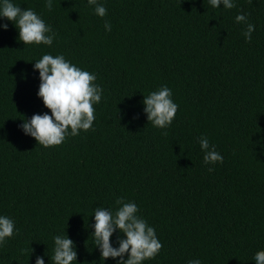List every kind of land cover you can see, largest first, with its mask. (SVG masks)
I'll list each match as a JSON object with an SVG mask.
<instances>
[{"label": "trees", "instance_id": "16d2710c", "mask_svg": "<svg viewBox=\"0 0 264 264\" xmlns=\"http://www.w3.org/2000/svg\"><path fill=\"white\" fill-rule=\"evenodd\" d=\"M11 2L56 35L51 46L25 45L0 17L8 24L0 27V216L15 222L0 264H36L37 256L52 264L56 235L75 242L73 264H118L101 259L91 226L97 207L114 213L121 197L163 245L142 264H256L264 250V0H233V9L209 0H97L103 18L88 0H52L51 11L47 0ZM241 12L255 25L251 42L247 24L235 20ZM45 54L96 75L103 90L92 128L47 148L20 127L51 115L34 69ZM163 86L179 106L166 129L148 121L143 104ZM202 136L223 163L204 162Z\"/></svg>", "mask_w": 264, "mask_h": 264}, {"label": "clouds", "instance_id": "9594fccd", "mask_svg": "<svg viewBox=\"0 0 264 264\" xmlns=\"http://www.w3.org/2000/svg\"><path fill=\"white\" fill-rule=\"evenodd\" d=\"M88 3L94 6L97 16L103 18L107 15L106 7L97 3V0H88ZM209 3L214 8H219L221 4L226 9L236 7L233 0H209ZM45 6L51 11L52 0H47ZM0 17L15 24L19 30V40L25 45L53 44L56 34L32 9H22L11 0H2ZM235 20L237 23L247 24L243 35L247 42H251L255 25L248 23V15L241 12ZM0 27L7 30L8 24L5 23ZM105 30L111 31V24L107 21ZM34 69L40 74L38 96L51 110V115L45 112L43 115L35 114L31 119H24V123L20 125L24 133L47 148L61 145L67 136L75 137L79 135L80 130L91 129L95 120L93 104L100 103L103 91L94 83L97 79L96 75L71 64L62 55L54 57L45 54L35 62ZM143 104L148 121L161 129L171 126L179 107L173 102L172 90L167 86L144 96ZM164 135H167V132ZM199 143L205 153L206 164L223 163L224 157L216 151L215 146H210L206 136H202ZM213 170L209 169L210 172ZM116 204L119 207L114 213L103 207H97L94 211L95 224L91 226L94 227L92 237L95 247L101 252V259L104 261L108 258H119L118 264H142L146 260L154 259L163 247L155 229L137 215L139 209L135 203L125 202L121 197L116 200ZM14 229L15 222L11 218L0 216V246L6 243V238L13 237ZM117 230L126 238L118 237L119 247H113L110 238ZM54 245L52 264H73L77 261L75 242L68 235H56ZM126 254L127 259H125ZM253 259L256 264H264V250L258 251ZM36 264H45L43 256H37ZM188 264H201V261L191 260Z\"/></svg>", "mask_w": 264, "mask_h": 264}]
</instances>
